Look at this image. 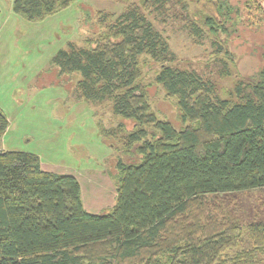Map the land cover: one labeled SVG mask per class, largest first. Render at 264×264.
<instances>
[{"label": "trees", "instance_id": "1", "mask_svg": "<svg viewBox=\"0 0 264 264\" xmlns=\"http://www.w3.org/2000/svg\"><path fill=\"white\" fill-rule=\"evenodd\" d=\"M75 1L11 4L36 21ZM123 1L120 13L87 7L83 24L91 13L97 34L69 39L52 58L61 77L80 74L77 100L111 104L117 126L98 108L96 122L113 149L116 201L105 213L89 211L75 174L44 169L37 153L0 149V264H261L264 220L244 225L220 197L264 188V54L249 81L221 96L197 70L170 63L169 41L148 17L167 0ZM192 1L195 34L202 24L216 37L232 33L231 12L240 10L231 0ZM145 69L156 70L188 124L157 116ZM8 127L0 107V148Z\"/></svg>", "mask_w": 264, "mask_h": 264}, {"label": "rangeland", "instance_id": "2", "mask_svg": "<svg viewBox=\"0 0 264 264\" xmlns=\"http://www.w3.org/2000/svg\"><path fill=\"white\" fill-rule=\"evenodd\" d=\"M231 1L240 14L231 12L236 22L229 24L232 33L217 37L203 24L201 35L195 34L197 4L192 0H167L148 13L155 29L169 41L176 58L170 63L197 70L217 84L221 96L233 89L237 80L249 81V66L260 65L264 54V0ZM126 5L123 0H76L42 20L29 21L12 10L11 0H0V107L9 120L0 149L31 151L40 156L45 169L75 174L81 182L84 206L98 213L109 211L117 197L116 161L112 147L100 134L98 113L106 125L117 124L110 122L114 115L109 102L89 105L77 100L75 82L80 74L61 77L52 58L69 39L81 43L97 34L90 28L93 24L89 26L95 10L120 13ZM87 7L92 14L87 20L84 17L83 24ZM155 74L156 70H144L143 81L152 82V109L176 127L188 124L181 119L176 97L167 95L154 81ZM220 198L244 225L264 220V188Z\"/></svg>", "mask_w": 264, "mask_h": 264}, {"label": "crops", "instance_id": "3", "mask_svg": "<svg viewBox=\"0 0 264 264\" xmlns=\"http://www.w3.org/2000/svg\"><path fill=\"white\" fill-rule=\"evenodd\" d=\"M79 102H82V101H79ZM66 120H67V118H66ZM42 167H43V163H42ZM44 168V167H43ZM45 169V168H44ZM59 172V171H58Z\"/></svg>", "mask_w": 264, "mask_h": 264}]
</instances>
